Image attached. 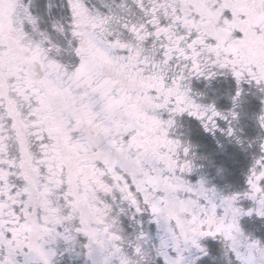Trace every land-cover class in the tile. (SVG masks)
I'll use <instances>...</instances> for the list:
<instances>
[{
	"label": "snow or ice",
	"instance_id": "1",
	"mask_svg": "<svg viewBox=\"0 0 264 264\" xmlns=\"http://www.w3.org/2000/svg\"><path fill=\"white\" fill-rule=\"evenodd\" d=\"M0 264H264V0H0Z\"/></svg>",
	"mask_w": 264,
	"mask_h": 264
}]
</instances>
